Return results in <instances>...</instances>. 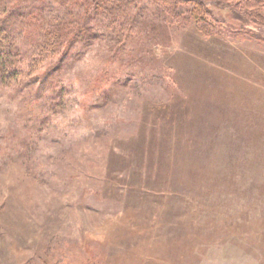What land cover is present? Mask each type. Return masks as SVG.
<instances>
[{
    "label": "rangeland",
    "instance_id": "rangeland-1",
    "mask_svg": "<svg viewBox=\"0 0 264 264\" xmlns=\"http://www.w3.org/2000/svg\"><path fill=\"white\" fill-rule=\"evenodd\" d=\"M127 1L33 2L92 19L0 80V264H264V0Z\"/></svg>",
    "mask_w": 264,
    "mask_h": 264
},
{
    "label": "trees",
    "instance_id": "trees-1",
    "mask_svg": "<svg viewBox=\"0 0 264 264\" xmlns=\"http://www.w3.org/2000/svg\"><path fill=\"white\" fill-rule=\"evenodd\" d=\"M28 0H0V80H6L10 78L11 74L21 75L22 77H27L26 70L22 68V63L28 62L30 65L34 63L37 58H48L50 60L57 57L62 48L71 45L72 39L74 36L78 35V31L83 28L88 20L92 19L90 13L95 14L96 6L101 4L102 0H95L93 3L92 11H87L82 17L75 18L72 17L69 19H61L55 18L53 20L47 21L46 28L41 29V26L38 25L40 22V18L43 17L40 13H33L32 9H34L33 2L35 0H29L30 6L23 7V3ZM165 2V4H171V7L176 8V12H179L182 9V5L180 1L183 0H159ZM193 1V10L196 9L202 10L207 13V10L204 8L205 0H192ZM68 3L73 2V0H67ZM129 0L127 1V3ZM220 0L215 1V4L218 6ZM179 4V5H178ZM166 6V5H165ZM91 10V9H90ZM198 11V10H197ZM173 12L174 9H173ZM43 14V13H42ZM199 20V17H197ZM28 20V22H26ZM128 23L130 22L127 19ZM30 22L32 24H30ZM78 24V25H77ZM13 25L17 28H26L27 25H30L34 31L36 32L35 36L29 41L28 47L32 48L33 52L30 56H20L17 54L16 46L11 44L10 32L13 30ZM73 26V30L76 32H72L70 30V26ZM40 27V29H39ZM19 32H21L19 30ZM13 38V37H12ZM16 38H13L15 40ZM4 68L7 72H4ZM13 68V70H10Z\"/></svg>",
    "mask_w": 264,
    "mask_h": 264
}]
</instances>
